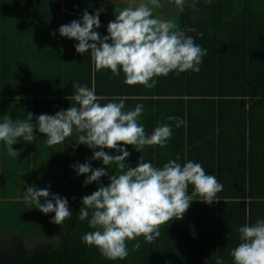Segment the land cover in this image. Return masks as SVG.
Returning <instances> with one entry per match:
<instances>
[{
  "label": "trees",
  "instance_id": "16d2710c",
  "mask_svg": "<svg viewBox=\"0 0 264 264\" xmlns=\"http://www.w3.org/2000/svg\"><path fill=\"white\" fill-rule=\"evenodd\" d=\"M192 3L195 8L189 6ZM125 6L107 0H0V122L4 115L17 120L31 112L35 124L37 115L67 110L75 103L74 83L94 88L105 98L98 101L102 105L122 99L124 110H131L142 104L139 123L146 134L167 123L172 135L166 146H145L140 152L134 145H122L130 152L125 163L135 167L140 156L155 167L170 160L181 166L187 161L200 163L223 185L219 201L193 200L183 219L162 225L152 243L138 237L140 249L133 251L136 241H127V257L110 260L82 241L85 233L95 230L87 219H79L81 198L98 186L83 185L90 173H25L28 180L20 187L22 192L35 185L68 199L72 215L60 225L50 222L54 213H41L23 197L5 198V178L17 186L16 173H0V264H216L217 256L224 264H233L229 252L240 243L238 229L264 219V0H185L183 11L176 7L179 28L207 54L199 72L154 77L152 88L125 83L122 70L119 75L107 68L97 70L91 53L78 54V42L58 31L61 25L82 19L85 10L93 14L103 8L101 27L95 31L107 35L114 9ZM170 116L186 124L177 128ZM36 137L32 142L21 138L12 147L17 154L23 152L28 165L34 168L42 161L52 172L55 148L38 131ZM39 139L43 143L37 144ZM39 148L49 152L37 154ZM98 150L76 145L75 164L90 162L92 168H107L109 176L117 173L114 164L91 159ZM69 175L73 179L67 181ZM100 183L107 186L108 176ZM192 190L189 185L188 193Z\"/></svg>",
  "mask_w": 264,
  "mask_h": 264
},
{
  "label": "clouds",
  "instance_id": "9594fccd",
  "mask_svg": "<svg viewBox=\"0 0 264 264\" xmlns=\"http://www.w3.org/2000/svg\"><path fill=\"white\" fill-rule=\"evenodd\" d=\"M175 4L183 11L185 0H175ZM189 6L195 8V3ZM160 7V0H148V3H129L115 8V18L107 24L104 36L95 31L101 27L99 17L103 8L93 14L85 10L82 19L61 25L58 31L61 36L78 42L75 45L78 54L90 52L97 70L107 68L113 75H119L122 70L125 83L152 88L154 77L167 76L172 71L199 72L202 57L207 54L206 49L179 28L175 19L154 17L153 9ZM73 88L72 106L54 115H37L35 124L31 122L34 116L31 112L17 120L4 115L0 122V141L7 146L9 155L16 156L12 146L20 138L32 142L37 139L38 131L53 146L64 142L75 131L77 145L100 149L93 151L92 160L116 166L117 173L109 176L107 168H92L90 162L73 165L77 175L90 173L83 181L84 186L93 182L98 185L90 195L81 198L79 219H87L89 227L95 229L82 237L86 245L97 247L110 260H122L128 255L127 241H136L133 251L140 249L138 237L143 236L145 242L152 243L161 235L162 225L173 218L183 219L193 200L207 204L219 201L216 197L223 185L214 175L207 174L200 163L187 161L181 166L176 160H170L162 167H155L142 156L135 167L125 163L130 152L122 145H134L137 152L145 146L164 147L172 135L170 124H158L148 135L139 123L144 111L142 104L131 110H124L122 99L119 103L102 105L98 101L105 98L96 95L94 88L77 83ZM168 120L175 121L177 128L186 124L174 116ZM104 149L115 150L119 155ZM105 176L109 179L107 186L100 183ZM189 185L193 189L191 194ZM23 198L43 214L54 213L50 222L56 225L63 224L72 215L68 199L51 193L48 187L28 186ZM238 232L240 243L229 252L233 264H264V219L245 224ZM216 264H224L220 256Z\"/></svg>",
  "mask_w": 264,
  "mask_h": 264
},
{
  "label": "crops",
  "instance_id": "0c3cea01",
  "mask_svg": "<svg viewBox=\"0 0 264 264\" xmlns=\"http://www.w3.org/2000/svg\"><path fill=\"white\" fill-rule=\"evenodd\" d=\"M175 12L176 11H153V16L156 18H159L161 20H170V19H175V17H176ZM177 23H178V21H177ZM59 110L60 109H57L55 111V113ZM31 122H33V121H31ZM18 142L21 143V140H18ZM41 143H43V142L41 141V139H39L37 144H41ZM76 145H77V143L75 140V134L74 133L71 136L67 137V139H66L67 148L65 147L64 142L57 144V145H53L55 150H53L51 152V156L55 162V166L52 167V170H51L52 172H50L49 169L47 168V166L43 165L42 161L37 162L35 164L34 168H33L31 163H29V165H28L25 161L26 156L23 154V152H22V154L20 152L16 156L9 155L7 146L4 144L3 147H0L1 160H2V170L0 171V173H24V176H25V173H65V172L66 173H76V171L74 170V167H73V165H75L74 161L77 159ZM0 146H1V144H0ZM14 150H17V149H14ZM43 152H45L44 154H46L47 152H49V150L44 149V148H39L37 151V154L38 153L41 154ZM31 153L32 152L30 150V152H29L30 156H31ZM79 154H81V152H79ZM9 156H11V158ZM65 157H67V158H65ZM30 159H29V161H30ZM40 159L41 158H39L38 160H40ZM65 159H68V161L66 163V168L64 169L65 165L63 164V161ZM8 177H7V179H8ZM9 179H10V177H9ZM25 179H28V177L25 176ZM72 179H73V177L71 175H69L66 178L67 181H70ZM64 182H65V179H62V183H64ZM5 186L7 188H13L14 187L10 182H8V180H7V184Z\"/></svg>",
  "mask_w": 264,
  "mask_h": 264
},
{
  "label": "rangeland",
  "instance_id": "374dc122",
  "mask_svg": "<svg viewBox=\"0 0 264 264\" xmlns=\"http://www.w3.org/2000/svg\"><path fill=\"white\" fill-rule=\"evenodd\" d=\"M109 2H116V3H120V4H125V5H128L129 3H133V4H138V3H148V0H107ZM173 0H160V3L163 7V9H161L162 11H173L177 6L175 3L172 2ZM171 3L172 6H173V9H172V6H171ZM168 7V9H167ZM156 11H160V8H156L155 9ZM175 20L177 21V16L175 17ZM16 180V183H17V186H14L13 188H6V192H5V195L4 197L5 198H10V197H23V193L22 190L20 189V187H26V181L28 179H25V176H24V173H16L15 175V178ZM51 179H52V176H51ZM7 180H9V177L7 179V177L5 178V181L4 183L7 184ZM29 186V185H27ZM27 246H29L31 243L30 242H26Z\"/></svg>",
  "mask_w": 264,
  "mask_h": 264
}]
</instances>
